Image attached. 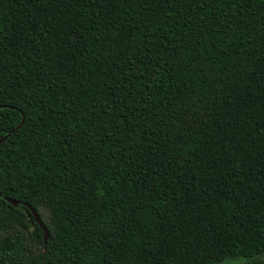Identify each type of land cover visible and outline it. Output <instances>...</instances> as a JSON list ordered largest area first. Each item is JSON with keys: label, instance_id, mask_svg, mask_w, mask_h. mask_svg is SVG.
Returning a JSON list of instances; mask_svg holds the SVG:
<instances>
[{"label": "trees", "instance_id": "16d2710c", "mask_svg": "<svg viewBox=\"0 0 264 264\" xmlns=\"http://www.w3.org/2000/svg\"><path fill=\"white\" fill-rule=\"evenodd\" d=\"M9 133L0 264H264V0H0Z\"/></svg>", "mask_w": 264, "mask_h": 264}, {"label": "water", "instance_id": "95a60500", "mask_svg": "<svg viewBox=\"0 0 264 264\" xmlns=\"http://www.w3.org/2000/svg\"><path fill=\"white\" fill-rule=\"evenodd\" d=\"M23 124V123H22ZM22 124L19 126V128L22 126ZM12 133V132H11ZM11 133H9L7 136L3 137L0 139V146L2 145V143H4L6 141V139L11 135ZM8 202L11 203L12 205H14L15 207H18L20 204H23L24 206L28 207L33 215V217L35 218L36 222L44 229L45 231V237H44V242H45V246L47 247V243H48V239H49V231L47 229V227L45 226L44 222L41 219V216L39 215V213L37 212V210L35 208H33L31 205L26 204V203H19L13 200L8 199ZM47 248H45L46 250Z\"/></svg>", "mask_w": 264, "mask_h": 264}]
</instances>
